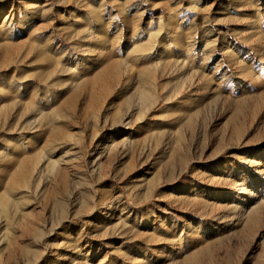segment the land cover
I'll use <instances>...</instances> for the list:
<instances>
[{"label":"rangeland","instance_id":"rangeland-1","mask_svg":"<svg viewBox=\"0 0 264 264\" xmlns=\"http://www.w3.org/2000/svg\"><path fill=\"white\" fill-rule=\"evenodd\" d=\"M0 264H264V0H0Z\"/></svg>","mask_w":264,"mask_h":264}]
</instances>
